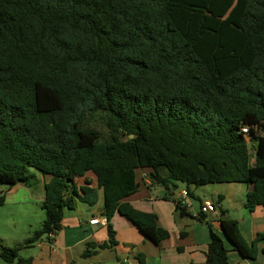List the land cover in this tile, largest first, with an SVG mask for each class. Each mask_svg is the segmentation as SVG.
<instances>
[{
	"label": "trees",
	"instance_id": "trees-1",
	"mask_svg": "<svg viewBox=\"0 0 264 264\" xmlns=\"http://www.w3.org/2000/svg\"><path fill=\"white\" fill-rule=\"evenodd\" d=\"M200 11L173 0H0V184L51 177L41 229L26 244L0 241V260L32 264L19 252L100 194L110 237L100 249L116 245V214L156 245L168 240L155 214L125 201L139 171L191 198L194 187L247 184L245 208H264V0H245L240 26L224 31ZM176 209L190 216L182 201ZM220 224L206 264H230L231 251L255 261L264 231L249 244L237 220Z\"/></svg>",
	"mask_w": 264,
	"mask_h": 264
},
{
	"label": "crops",
	"instance_id": "crops-1",
	"mask_svg": "<svg viewBox=\"0 0 264 264\" xmlns=\"http://www.w3.org/2000/svg\"><path fill=\"white\" fill-rule=\"evenodd\" d=\"M88 177L95 186L94 177L91 174ZM50 179V176L37 173L36 182H30L29 185L18 184L12 188L8 186V192L1 190L4 195L9 194L7 199H14L19 195V200L24 203L31 201L41 205L45 198V186ZM138 183L140 185L138 191L125 201L139 211L155 214L159 226L170 233L168 240L156 245L125 218L116 214L111 220L116 245L100 249L98 245L110 239L107 222L100 225L89 224L91 219L105 218L103 197L100 194L99 201L94 207L76 200L75 209L65 211L59 231L33 246L32 249L38 252L28 257L33 259L32 264H206L205 252L210 241V232L224 237L221 219L237 220L241 234L243 238L247 237L244 239L249 244L258 233L264 231V208L257 207L253 212H245L247 194L253 190V187L247 184H224L227 187L219 184V187H213L211 199L200 201L198 208L191 203V207L188 208L190 216L182 218L176 209V203L181 202L180 194L185 190L184 185L179 184L176 191H167L155 185L147 170L138 172ZM196 190L195 187L190 189L193 197H196ZM214 198L222 203L221 210ZM207 201L214 203L215 213L201 212V206ZM238 215L242 218L237 219ZM242 224L246 225L245 230H241ZM90 244L94 246L89 247ZM263 247L264 241L258 245L259 252ZM85 253H88V256H85ZM230 253L237 254L239 257L236 258L239 260H245L244 264H248L247 261L251 262L235 251Z\"/></svg>",
	"mask_w": 264,
	"mask_h": 264
},
{
	"label": "rangeland",
	"instance_id": "rangeland-1",
	"mask_svg": "<svg viewBox=\"0 0 264 264\" xmlns=\"http://www.w3.org/2000/svg\"><path fill=\"white\" fill-rule=\"evenodd\" d=\"M173 2L187 8L200 9L199 20L202 18L206 19L205 27H213L212 29H214L217 25H220V28L223 31L230 26H240V16L245 4V0H173ZM94 125H97L98 128H103V124L99 117H95ZM33 182H36V180L33 179L32 183ZM215 186L219 187V184L197 187V190L195 191L196 197L191 199L192 205L198 208L200 201L206 198L211 199V190ZM223 187L227 186L223 184ZM0 188L4 192H8L7 184H0ZM7 194L5 195V204L0 206V241L6 246L15 247L26 244L32 234L41 229L46 215L40 203L31 201L24 203L19 200V195L14 197V199H7V197H9V194ZM2 195H4V193H1V196ZM213 200L216 202L219 210H221L223 208L222 203L218 202L216 198ZM245 212H248V210L245 209ZM239 216L240 215L236 218H242ZM240 228L241 230H245L246 225L242 224ZM242 233L244 234V231H242ZM244 238L247 239L246 236H244ZM44 239L46 240L47 237ZM225 243L227 248H230L229 242L225 240ZM32 248L33 246L26 247L19 252V255L22 258H28L30 255H35L38 250H33ZM229 256L231 264H238V262H240V264L245 263L243 262L245 260H239V258H236L239 257L237 254L230 253ZM247 263L264 264V256L259 252L255 261H247ZM0 264L6 263L0 260Z\"/></svg>",
	"mask_w": 264,
	"mask_h": 264
},
{
	"label": "built area",
	"instance_id": "built-area-1",
	"mask_svg": "<svg viewBox=\"0 0 264 264\" xmlns=\"http://www.w3.org/2000/svg\"><path fill=\"white\" fill-rule=\"evenodd\" d=\"M243 132L245 134H248V128H244ZM2 193V190L0 188V195ZM181 196V201L183 203V205H185L187 208L191 207V197L188 194L187 190H183L180 194ZM201 212L204 214H211V213H215L216 212V207L214 205V203L212 202H205L202 206H201ZM106 222V219H98V218H94L91 219L89 224L90 225H100V224H104Z\"/></svg>",
	"mask_w": 264,
	"mask_h": 264
},
{
	"label": "water",
	"instance_id": "water-1",
	"mask_svg": "<svg viewBox=\"0 0 264 264\" xmlns=\"http://www.w3.org/2000/svg\"><path fill=\"white\" fill-rule=\"evenodd\" d=\"M131 137H133V136H131ZM201 168H202V169H204V166H203V165H201Z\"/></svg>",
	"mask_w": 264,
	"mask_h": 264
}]
</instances>
